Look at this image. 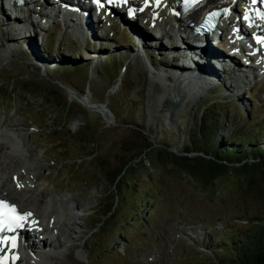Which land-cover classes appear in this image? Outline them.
Masks as SVG:
<instances>
[{
    "label": "rangeland",
    "instance_id": "1",
    "mask_svg": "<svg viewBox=\"0 0 264 264\" xmlns=\"http://www.w3.org/2000/svg\"><path fill=\"white\" fill-rule=\"evenodd\" d=\"M250 4L264 6L263 0L234 5V19L243 30V8ZM101 13L104 22H97L91 11V30L84 21L88 31L81 26L77 33L61 15L48 27L50 18L39 20L28 34L30 44L22 37L16 41L0 16V124L19 133L31 162L4 152L10 191L2 197L13 201L9 194L17 193L20 207L36 209L46 195H73L75 203L61 210L62 221L73 228L67 231L71 237L51 264H241L239 239L264 220V177L247 184L233 168L253 161V155L233 159L228 171L206 182L156 154L165 148L178 155L186 149L192 150L189 156L203 155L194 150L205 148L197 132L199 115L210 102L221 110L218 135H263L264 72L242 71L244 58L238 55L231 58L239 68L229 65L231 72L242 71L232 76L238 88L229 86L225 73L217 78L221 55H230L225 30L203 63L195 60L198 66L190 64L180 74L198 88L199 76L212 78V86L190 91L189 98L169 108L164 84L153 80L152 71L168 74L178 61L167 38L156 40L147 31L142 17L151 12L146 8L135 17ZM139 35L145 37V49ZM69 63L67 71L55 68ZM148 144H153L149 154L154 163L146 175L122 178L118 190L101 177L98 169L119 168ZM26 175L33 177L30 182L24 181ZM116 194L114 212L98 222ZM82 249L87 258L78 257ZM24 254L17 251V257Z\"/></svg>",
    "mask_w": 264,
    "mask_h": 264
},
{
    "label": "bare ground",
    "instance_id": "2",
    "mask_svg": "<svg viewBox=\"0 0 264 264\" xmlns=\"http://www.w3.org/2000/svg\"><path fill=\"white\" fill-rule=\"evenodd\" d=\"M237 1L239 0H207L206 3H212L213 5H228L229 9L226 13H224V17H223L224 24L219 34H221L225 29L231 28L237 33L239 32L241 36H243L245 39L249 41V44L251 45L250 49H245L242 46L240 47L239 44L234 49L236 50V52L239 53V55H242L244 57L242 66L243 65L245 66V68H243L245 70L242 71H247V69L250 70L254 69L258 71V73L259 71L264 72V43L261 44H258L260 42L255 43L251 33L252 31H254V28H257L255 29L256 30L255 33L264 35V28L258 25L255 26L254 24V26L251 27V30H247L245 26L243 30V27L241 28L240 24H236L237 21H235L234 19L235 17L234 5L236 4ZM179 2L180 0H159V2H157V0H148V4H147L148 10L151 12L152 15L151 16L147 15V17L145 16L142 17L145 20V22L147 20V25H146L147 31L152 33L154 37H156V40H159L161 37L162 38L165 37L167 39L172 40V42H170L168 46L170 48L172 47L173 49L172 53L175 52L173 55L174 56L173 60L176 59L178 63L174 62V64H172V66H170L167 70L170 71L168 74L172 75L174 79L173 82L170 83L171 80L169 79L168 74L162 75L159 71L155 69L152 71L153 73L152 75L154 78L153 80L156 79L164 84L163 87L169 108H172L173 106L176 107V105L184 101L187 97L189 98L190 91L191 93L192 91L197 92L199 91V88L200 90L204 88L205 91V88L207 89L210 85L212 86L214 82L212 78L203 75L199 76V79L195 80L201 83L200 85L201 87L198 88L197 86H195L194 82L190 81V79H186V78L182 79L183 77L182 75H180L182 74V72L187 70L186 67L188 65L194 64L198 66V64L194 63L195 60H197V62L199 61L203 63L204 62L203 58H205V56L208 55L207 50L210 47L213 48V44L207 41V43L200 45L197 42V39L188 38L191 37L192 35L188 36L187 39L180 38L179 44L175 43V38H177L178 35L176 30L172 29L171 20L173 19L172 17L174 16V12L179 10V6H178ZM141 3L142 2L139 3L131 2V3H127L126 5H122L121 8L123 9V11L120 13H124V15L127 14L129 16L135 17L137 12L144 11L143 8L141 7ZM128 5H133L134 7L130 10L127 7ZM256 6L259 5L250 4V5H246V7L243 8L244 9L243 16L245 17L247 16L249 18V21L254 17ZM2 8L6 10L4 5L0 2V12H1L0 16L2 17V20L5 21L6 25H8V27L10 28L11 32L9 33L10 34L12 33L13 35L16 36L13 37L15 40L24 38L26 44H30V40L27 38L28 34L30 33V29L32 28L33 24L36 25L37 23H39V20L42 22L43 19L47 20L50 18V21L47 22L45 25L46 27H48L49 25L57 23L52 20L54 19V17L58 18V16L61 15L64 18L65 25H69V26L75 25L73 26V31L77 33V30L78 31L81 30V26L84 27V30L88 31V29L85 28L84 21L86 24H89L88 19L90 18L91 11L97 14L95 15L97 16L96 19L97 22L99 21H100L99 23L104 22V18H105V16H103V14L101 13L100 8L94 2H92V0H26L23 5L16 8L13 12L11 11V13H8L7 11L4 12ZM203 9L204 7L196 12H193L190 15L189 20L194 21L200 14V11ZM187 25L188 24H186L184 21H178V29H180V31L185 35L190 34V30L189 31L187 30L186 27ZM89 28L91 30L90 24H89ZM38 32L40 31L37 30V33ZM138 32H139L138 34L141 33L143 35L145 33L143 30L142 31L138 30ZM131 33L134 35L133 31H131ZM139 39L141 43L140 45L142 46L141 48H144L143 40H145V37L143 38L142 35L141 36L139 35ZM262 41H264V39ZM160 45H162L161 42ZM259 46H261L260 50L262 52L254 51L253 48ZM251 49L253 50L251 51ZM8 54H4V56L8 57ZM221 57L222 59H224L223 61L221 60L222 61L221 66H218V63L216 64V66L218 70L221 69L222 71L218 72L217 78L220 76L219 74L225 73L224 75L228 78L230 84L229 86L233 87V89L238 88L236 82L233 83L234 77L232 76L233 74L235 75L236 73L242 71L239 69L237 71L234 70V72H231L230 70L231 68L229 67V65L232 62H234L231 56L230 55L227 56L226 54L223 56L221 55ZM237 66L239 68V65ZM202 70L207 71L208 69L203 68ZM242 82L243 80H240L241 84ZM23 143H24L23 138L19 135L17 131H15L12 128H9L4 124H0V193L2 192L5 193V191H10L9 190L10 185L8 184V180H7L8 166L6 165L5 162L6 157L3 155L4 152L10 151L11 154H19L20 156L25 157L24 161L26 164L29 165L31 163V162L29 163L28 160L26 159L28 157V154L26 153V148L23 147ZM32 178L31 176L26 175L24 181L30 182ZM16 179H18L17 176ZM20 182L22 183L23 181ZM26 182L24 183L25 185ZM21 183L18 182L17 185L20 186ZM9 195H12L14 199L13 202H16V204L18 205L20 202L19 197L17 198L18 194L11 193ZM55 201H59L58 202L59 206L57 204L55 205L56 203ZM67 203L68 204L70 203V205L75 203V198L73 197V195H71V193L61 194L59 198H56L54 195H46L44 196L43 200H41V202L39 203L36 209L22 208L18 205L17 207L21 209L23 211L24 216L27 217V221H32V226L31 227L29 226V228H32L31 230L32 233L26 230L23 232L19 246L20 249L24 250L25 254L23 255V257L22 256L17 257L16 254L17 250H14V248H12L10 245L6 244L4 246H1L0 264H3L2 263L3 260H6L5 264H32L34 262H36V264H51V260L55 259V257L57 256V250L61 247V245L65 243V241L69 240L68 237H71L67 231L69 230V228L70 229L73 228L71 226L67 227V225H65V223L62 221V216H61V214H63V211H61L62 207L64 204ZM29 213L30 215H28ZM49 223L50 225H48ZM47 233L55 235V238L54 239L46 238L44 235ZM35 242H38L40 245L37 246ZM85 254L86 253L84 249L77 251L78 257H86Z\"/></svg>",
    "mask_w": 264,
    "mask_h": 264
},
{
    "label": "trees",
    "instance_id": "3",
    "mask_svg": "<svg viewBox=\"0 0 264 264\" xmlns=\"http://www.w3.org/2000/svg\"><path fill=\"white\" fill-rule=\"evenodd\" d=\"M60 65L55 68L61 67L60 70L67 71L72 64ZM213 104V102H210L205 105L199 115L197 135L201 137L199 143L205 148H198L194 151H202L203 155H187V153L192 151L191 149H186L185 152L187 153L184 155H178L165 148H160L158 154H156L158 160H170L175 166H180L184 172L193 178L197 180L204 179L207 182L208 180L211 181L216 173L228 171L227 164L232 162L233 159L236 158L239 162L253 155V161L247 162L246 160L233 169L235 170L234 174L242 179L244 178L247 184L256 182L258 176L264 177V134L238 137L231 135V133L218 135L216 130H218V125L223 120L220 115L221 110L214 109ZM209 106L212 111L210 110L209 113H206ZM64 108L66 111L68 104ZM228 143H232L229 148ZM152 146L153 144L144 146L137 155L128 159L119 168L112 167L106 173L98 169L101 177L104 180L111 181L115 190H118L119 180L122 178L132 176L133 180H137L140 176L146 175L148 172L147 167L153 162L151 154H149ZM116 198H118L119 202L120 196L116 194L111 207L105 214L101 215L98 222H103L104 219L114 212ZM256 225L259 227L254 230L253 234L243 235L239 239V244L242 247L239 250L242 256L241 261L239 260L241 264H264V220Z\"/></svg>",
    "mask_w": 264,
    "mask_h": 264
},
{
    "label": "snow or ice",
    "instance_id": "4",
    "mask_svg": "<svg viewBox=\"0 0 264 264\" xmlns=\"http://www.w3.org/2000/svg\"><path fill=\"white\" fill-rule=\"evenodd\" d=\"M21 2H22V0H21ZM108 2H109V3H112V2H114V0H108ZM157 2H159V0H157ZM96 3H97V5L100 6V7L103 6V4L101 3V0H96ZM260 42H261V43H264V41H260ZM5 205H6V202H4V201H0V217L3 216V208L5 207ZM12 211H15L14 207L12 208ZM28 215H30V213H29ZM9 227H10V226H9ZM3 230H4V223H3V219L0 218V232H3ZM2 242H3V241L0 240V243H2Z\"/></svg>",
    "mask_w": 264,
    "mask_h": 264
}]
</instances>
